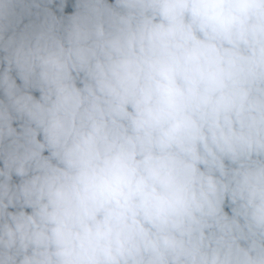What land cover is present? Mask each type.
Here are the masks:
<instances>
[{
  "label": "clouds",
  "instance_id": "clouds-1",
  "mask_svg": "<svg viewBox=\"0 0 264 264\" xmlns=\"http://www.w3.org/2000/svg\"><path fill=\"white\" fill-rule=\"evenodd\" d=\"M0 264H264V0H0Z\"/></svg>",
  "mask_w": 264,
  "mask_h": 264
}]
</instances>
